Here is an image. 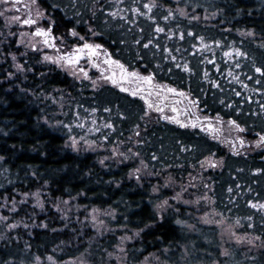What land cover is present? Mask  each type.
I'll use <instances>...</instances> for the list:
<instances>
[{
  "label": "trees",
  "instance_id": "obj_1",
  "mask_svg": "<svg viewBox=\"0 0 264 264\" xmlns=\"http://www.w3.org/2000/svg\"><path fill=\"white\" fill-rule=\"evenodd\" d=\"M35 2L49 17L45 27L53 38L79 42L83 36L102 45L101 53L115 64L186 91L193 117L199 110L235 121L249 141L264 136V71H256L264 69V0ZM214 12L213 20L205 18ZM4 23L0 16V29ZM21 51L16 38H2L0 204L40 191L47 201L70 199L84 207L74 215L113 208L112 224L139 231L128 245L134 263L166 248L177 264H264L263 247L235 243L222 253L218 232L196 220L192 207L176 202L178 189L163 187L159 176L172 174L177 183L209 155L222 157L221 168L206 173L214 208L240 232L264 241V150L229 152L209 132L148 116L143 97L76 80L34 51L16 70L12 53ZM75 136L108 147L136 141V155L103 162L101 150L68 146ZM143 164L154 175L135 174ZM167 198L159 212L157 204ZM48 206L45 213L25 205L15 212L40 224L29 234L24 229L0 239V264H31L58 249L60 259L90 250V242L76 236L80 226L47 218L55 210ZM116 239L107 235L102 242L110 247Z\"/></svg>",
  "mask_w": 264,
  "mask_h": 264
},
{
  "label": "rangeland",
  "instance_id": "obj_2",
  "mask_svg": "<svg viewBox=\"0 0 264 264\" xmlns=\"http://www.w3.org/2000/svg\"><path fill=\"white\" fill-rule=\"evenodd\" d=\"M181 9L185 11L184 7ZM216 15L215 12L207 13L205 18L213 20ZM0 16L5 21L4 27L0 29V43L2 38L13 37L17 39L18 45L22 48L20 54L12 53L16 70L25 67L21 58L28 56L29 51H34L36 54H40L43 63L53 64L76 80L86 79L94 87L111 84L122 91L143 97L149 104L148 116L170 120V122L182 124L181 126L184 127L200 128L209 132L211 138L223 143L229 152L238 154L264 150V136L260 135L253 141H249L244 136L243 130H240L239 126L232 121L224 120L220 116L215 118L205 116L197 108L199 115L193 117V111L190 109L193 103L190 100L191 96L186 91H181L166 83H159L152 78L146 80L144 77H148L147 75L115 64L106 52L101 53L100 48L94 50L82 48L85 43L98 45L97 43L88 42L87 38L83 36L79 37L81 43V41L72 42L71 38L69 40L62 38L59 41L49 33L48 35L37 33V28L47 31L45 21L50 20L35 0H0ZM26 19L34 20L35 23H22ZM77 45H80L81 48L78 49ZM78 52L82 54L77 60L76 54ZM65 57H70L77 62L69 64ZM62 97L64 98L63 94L58 97L61 99L60 101L63 100ZM136 144L137 142L134 141L108 147L83 138V136L71 137L67 142V145L74 150H101L103 162L111 159H116L118 162L131 160L136 155ZM223 161L222 157L209 155L185 177L182 175L177 183L172 174L165 177V174L161 173L159 176L165 180L163 187L171 185L176 191L178 189L173 197L176 202L179 201L188 207H192L195 212L191 210L190 213L195 215L196 220L198 218V221L208 227H213L218 232L222 253L225 254L230 247L229 245L235 243L239 246L255 249L257 247L264 248V241L248 233L240 232L235 224L230 223L224 216H220L214 208L211 196L213 188L211 187V178L206 173L221 168ZM146 166V164L139 165L135 168L134 173L154 175ZM169 201L167 198L158 203V211L161 212L166 209ZM23 205L33 209L34 211L30 210V212H34V214H38V210L45 213L48 210V205H50L53 209L55 208V212H50L47 218H55L56 215L61 220L65 218L66 225L68 222L76 223L75 225L81 228V233L76 236L81 235L90 242L89 247H87L90 250L82 252L79 256L60 259L62 250L58 249L57 254H48L45 257L36 256L31 264H177L172 256L168 255L170 250L166 248L162 252L149 253L144 259L136 263L130 261L128 245L138 237L139 231H130L125 226L118 228L112 224L111 222L117 216L115 209L92 207L85 213H81V211L79 215H74L72 212L74 209L79 213L80 209L84 207L78 206L70 199L59 200L55 203L47 201L40 191L23 194L20 199L5 200L0 204V239L7 238L10 234L17 236L20 234V230L24 231V229L29 234L33 228L40 224L36 217L28 216L24 219L16 217L15 212ZM74 217L79 220H73ZM187 225L190 228L194 226L193 223ZM107 235H113L117 238L113 246L107 247V244L102 242ZM182 264H186L185 261Z\"/></svg>",
  "mask_w": 264,
  "mask_h": 264
},
{
  "label": "snow or ice",
  "instance_id": "obj_3",
  "mask_svg": "<svg viewBox=\"0 0 264 264\" xmlns=\"http://www.w3.org/2000/svg\"><path fill=\"white\" fill-rule=\"evenodd\" d=\"M137 11H138V9H137ZM17 19H18V17H17ZM22 23H25V24H33V23H35V21L34 20H31V19H26V20L22 21ZM160 30L163 31V29H160ZM49 32H50V29L48 31H45L44 29L37 28V33L44 34V35H48ZM72 35H77V33L75 32V29L72 30ZM181 35H183V34L181 33ZM98 47H102V45H93V44L85 43L82 46L83 49H93V50L95 48H98ZM77 48L80 49L81 46L80 45H77ZM80 54H82V53L81 52H78L76 54L77 55V60H78V57H79ZM65 59L68 60V63L69 64H74V63L77 62V60H73L70 57H65ZM256 71L261 72V71H264V69L257 68ZM144 79L151 80V76L144 77ZM113 82H116V81H113ZM173 91H175V90L173 89ZM233 123H235V121H233Z\"/></svg>",
  "mask_w": 264,
  "mask_h": 264
}]
</instances>
